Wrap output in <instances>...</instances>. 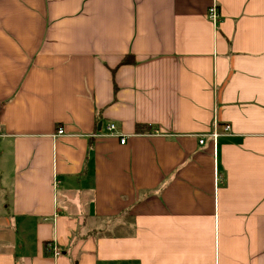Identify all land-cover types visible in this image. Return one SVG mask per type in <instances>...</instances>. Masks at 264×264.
Wrapping results in <instances>:
<instances>
[{
  "label": "crops",
  "instance_id": "crops-1",
  "mask_svg": "<svg viewBox=\"0 0 264 264\" xmlns=\"http://www.w3.org/2000/svg\"><path fill=\"white\" fill-rule=\"evenodd\" d=\"M0 264H264V0H0Z\"/></svg>",
  "mask_w": 264,
  "mask_h": 264
},
{
  "label": "built area",
  "instance_id": "built-area-1",
  "mask_svg": "<svg viewBox=\"0 0 264 264\" xmlns=\"http://www.w3.org/2000/svg\"><path fill=\"white\" fill-rule=\"evenodd\" d=\"M206 17L207 20L213 25H217L219 17H218V13L216 11V8L214 5H211L208 9H207V13H206ZM218 127H220V131H218ZM105 131L106 134L108 135H114L115 134V125L113 123H108L105 126ZM229 131V125L228 124H222L220 126H218L216 123L213 124L212 130L211 132L208 134L212 139L217 138L220 135H224L227 134ZM63 133V129L62 128H57L55 130V134L56 135H61ZM117 134V133H116ZM119 142L123 143L124 142V137L121 136L119 138ZM199 143L202 142V139L198 140ZM48 247V246H47ZM49 248V247H48ZM50 251L52 253L53 256L59 254V251L56 248H50Z\"/></svg>",
  "mask_w": 264,
  "mask_h": 264
},
{
  "label": "trees",
  "instance_id": "trees-1",
  "mask_svg": "<svg viewBox=\"0 0 264 264\" xmlns=\"http://www.w3.org/2000/svg\"><path fill=\"white\" fill-rule=\"evenodd\" d=\"M128 60V59H127Z\"/></svg>",
  "mask_w": 264,
  "mask_h": 264
}]
</instances>
